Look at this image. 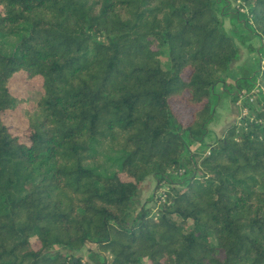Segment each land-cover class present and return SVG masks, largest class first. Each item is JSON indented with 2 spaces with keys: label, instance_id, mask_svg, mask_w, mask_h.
Returning a JSON list of instances; mask_svg holds the SVG:
<instances>
[{
  "label": "trees",
  "instance_id": "1",
  "mask_svg": "<svg viewBox=\"0 0 264 264\" xmlns=\"http://www.w3.org/2000/svg\"><path fill=\"white\" fill-rule=\"evenodd\" d=\"M232 1L0 0V264H264V0ZM223 17L259 42L235 85Z\"/></svg>",
  "mask_w": 264,
  "mask_h": 264
},
{
  "label": "rangeland",
  "instance_id": "2",
  "mask_svg": "<svg viewBox=\"0 0 264 264\" xmlns=\"http://www.w3.org/2000/svg\"><path fill=\"white\" fill-rule=\"evenodd\" d=\"M235 4H236L235 2L233 4L231 3L230 4L231 6L229 8H227V6H226L225 9H229V11H231L233 9V7H235L234 6ZM230 19H231L230 21L232 24L227 19L225 21V23L222 25L223 30L228 35L232 36L235 39V42L237 44L238 43L241 44L240 45V46H242L241 49L243 48V51L246 54H248V57L245 60V64H247V61H250L251 59L254 62V64H256L258 57L255 55V53L252 50H249L248 45H249V43H251L254 46L257 45V46H255L256 48L259 47V42H258L257 38L252 37V35L248 31H246L236 21H234L233 19H235V17L230 18ZM239 37L242 40V42L239 39ZM244 59H245L244 56L241 57V59L237 63V65H241V63L243 62ZM234 67H236V66H234ZM251 70H253V69H251ZM11 89L23 98L30 97L36 91V89H34V87H32V85H29L27 82L20 79L18 77V75L15 76L13 79V81L11 83ZM220 89H221V86L219 85L218 91ZM255 91H257V90H255ZM229 97L224 96L223 98H221L219 105L216 107V109H223V111L225 110V113L227 114V116L226 115L222 116L223 113L221 114V111L219 110V113L217 114V117H216L217 119L212 124L211 123L209 124L210 128H212V130H213L214 135H216L218 130L221 129L219 127L228 126L227 123L232 121V118L230 117L232 115L231 106H230L229 102L226 101V100H228ZM248 97L252 98L253 99L252 102H254V99H255L254 96L248 95ZM239 104L240 103L238 101L235 103V106L239 108V115L237 116V118L235 119V121L232 124H236V123H239L240 121H242L243 117L241 115V110H240L241 105H239ZM176 108L178 110H180V112L182 111L184 116L185 115L187 116L189 114V112H188L189 108H186V105H184V104L176 105ZM228 117H229V120H228ZM6 121L11 126L12 131L15 134L19 135L21 137V139L25 140L23 132L26 128V125H25V121L22 119V117L20 115V111H17L13 114L7 115ZM222 124L223 125L225 124V125L221 126ZM156 185H157L156 181L152 178H147L146 180H144V182L140 186L139 194H138L137 198L135 199V206L136 207H139L142 205H148V206L153 207L154 203L151 201L148 204L147 201H149L152 197L154 199V196L156 197V195H159L160 191L157 190ZM155 200H157V199L155 198ZM95 250H96L95 246H91V251L88 248H84L80 252L75 253V256L80 257L89 263H94L95 260L92 256V254H93L92 251H95Z\"/></svg>",
  "mask_w": 264,
  "mask_h": 264
},
{
  "label": "crops",
  "instance_id": "3",
  "mask_svg": "<svg viewBox=\"0 0 264 264\" xmlns=\"http://www.w3.org/2000/svg\"><path fill=\"white\" fill-rule=\"evenodd\" d=\"M231 3L233 4L234 2L231 0ZM227 8H229V7L227 6ZM227 19L231 23V21H230L231 19L230 18L223 17L222 20H221L222 21V25L225 23V21ZM255 46H257V45H255ZM241 47L242 46H239V55H240L239 59L234 62L233 68H232V74H231L230 78L227 80V84H229V85H235L236 81L241 77V74L243 72H245V73H247V71L251 72L252 71L251 69H253L252 67L254 65V62L252 61V59L250 61H247V64H245V60L247 59L248 54H246L243 51V48L241 49ZM243 56L245 57V59L243 60V62L241 61L242 62L241 65H237V63L240 61L241 57H243ZM234 66H236V67H234ZM226 101H228L230 106H231L232 115L230 117L232 118V121L227 123L228 126L219 127L221 129H219V130L217 129L218 132H217L216 135L213 134V130H212V128H210V125H209L207 136L204 139V144L205 145H210V144L214 143L219 137H221L224 134V132L227 129V127H230L232 125V123L235 121V119L237 118V116L239 115V108L235 106V103H234L233 99L231 97H229L228 100H226ZM219 110L221 111V114L223 113L222 116H224V115L227 116V114L225 113V110L223 111V109H216L215 118L211 122V124L217 119L216 117H217V114L219 113ZM228 120H229V117H228ZM224 125L222 124L221 126H224Z\"/></svg>",
  "mask_w": 264,
  "mask_h": 264
},
{
  "label": "built area",
  "instance_id": "4",
  "mask_svg": "<svg viewBox=\"0 0 264 264\" xmlns=\"http://www.w3.org/2000/svg\"><path fill=\"white\" fill-rule=\"evenodd\" d=\"M244 98H249L251 102L253 101L252 98L248 97V95L243 93L240 96V99L238 100V102L240 103L239 105H242V102H243ZM241 115H242L243 118H245L248 115V110L246 108H242L241 109ZM208 154H210V152H208ZM159 191H160L159 195H156V199H157L156 204L157 205H160V203L165 201V198H166V192H165L166 188L164 187V188L160 189Z\"/></svg>",
  "mask_w": 264,
  "mask_h": 264
}]
</instances>
